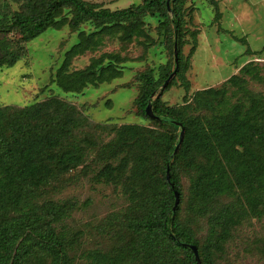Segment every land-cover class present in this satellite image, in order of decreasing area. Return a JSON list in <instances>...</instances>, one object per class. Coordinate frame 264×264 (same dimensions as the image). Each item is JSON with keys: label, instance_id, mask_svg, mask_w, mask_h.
Segmentation results:
<instances>
[{"label": "trees", "instance_id": "trees-1", "mask_svg": "<svg viewBox=\"0 0 264 264\" xmlns=\"http://www.w3.org/2000/svg\"><path fill=\"white\" fill-rule=\"evenodd\" d=\"M208 1L216 10L214 21L219 22L222 18L219 0ZM24 2L21 10L13 13L5 11L6 4L0 8V67L15 65L25 55V43L49 28L69 25L78 30L84 23L91 22L95 29L81 31L79 40L65 52L52 81L66 92H80L90 84L111 81L123 72L119 56L106 53L76 70L71 69L73 59L97 48L103 36L120 32L121 38L128 41H132L133 36L135 39L146 37L142 17L150 11L159 15L161 28L169 31L174 54L177 44L176 75L184 76L187 68L182 53L186 0H171L169 6L167 0H144L116 10L99 8L86 0ZM233 35L246 43L245 37ZM255 53L250 48L245 51L247 55ZM251 66L244 65L240 73L230 77L221 88L209 87L196 93L195 99L204 106L221 105L230 91L233 96L242 93L246 98L245 101L238 98L229 109L210 117L187 116L162 102L161 95L166 89L163 84L174 71L171 63L162 67L158 78L152 72L140 74L144 80L137 99L141 113L148 116L146 107L152 102L159 116L152 119L177 130H182L183 126L184 138L176 153L180 135L173 134L165 140L163 164L156 175L150 176L144 162L135 166V177H149L154 193L153 207L129 223L134 233L142 235L139 245L111 255L95 250L88 254L86 262L78 264H197L190 244L197 246L202 264H214V248L223 251L224 240L217 238V243L201 247L192 230L179 219L180 202L176 210L173 209L175 192H179L180 200L183 196L177 173L180 160L196 171L190 193L201 208L208 210L215 198L240 191L243 207L222 212L223 231L227 232L229 224L236 223L242 214L261 216L264 213L259 207L264 204V96L245 86V75L260 82H264V75L257 64ZM84 123V117L74 105L54 94L21 109L10 105L0 107V264H27L35 251L49 255L50 264H76L69 254L66 233L60 234L55 225L67 216L70 206L54 200L40 202L38 191L60 174L83 163L85 148L83 140L76 138L75 130ZM144 136L136 125H127L118 131V137H135V143ZM117 178L118 169L109 165L97 180L113 182Z\"/></svg>", "mask_w": 264, "mask_h": 264}, {"label": "rangeland", "instance_id": "rangeland-1", "mask_svg": "<svg viewBox=\"0 0 264 264\" xmlns=\"http://www.w3.org/2000/svg\"><path fill=\"white\" fill-rule=\"evenodd\" d=\"M99 8L121 9L144 0H86ZM171 1V0H170ZM24 0H0V8L13 13L21 10ZM222 18L215 22V7L208 0H186L183 59L187 63L184 76L174 75L161 95V100L187 116L210 117L233 106L242 93L232 91L221 105L204 106L195 99L198 91L209 87L221 88L246 65H258L264 75V0H219ZM65 13V12H64ZM71 17V15H69ZM146 37L132 41L121 38V33L103 36L101 44L73 59L71 69H82L106 53L119 56L122 74L98 85L90 84L80 92H66L52 81L65 52L79 40L81 31L95 29V24L84 23L78 30L69 25L61 29L49 28L25 43V55L15 65L0 67V107L14 108L42 102L52 94L74 105L85 123L75 130L83 140V163L59 175L38 191L39 201L54 200L70 206L67 216L56 223L60 234L69 239V254L76 264L86 262L95 250L118 254L124 248L139 245L142 235L134 233L129 223L145 215L153 207L150 178L134 175L138 162H144L150 176L156 175L163 164L165 140L178 137L181 130L170 124H160L139 110V98L144 80L143 72L158 78L163 66L171 63L175 54L169 31L161 28L159 15L150 11L142 17ZM125 23H130L126 21ZM230 31L246 38L236 39ZM250 48L256 52L245 54ZM177 73V72H176ZM245 86L264 96V82L245 75ZM127 125L141 129V140L118 137ZM178 145V144H177ZM176 145V146H177ZM118 169L113 182L98 181L107 166ZM195 172L185 161H178V176L183 187L180 200V221L187 225L200 246L223 239V251L214 248V264H264V213L261 216L242 214L236 223L222 230L225 209H242V196L224 194L210 203L208 210L192 198L190 189ZM264 209V204H260ZM234 218L237 214L232 212ZM209 239H212L209 241ZM141 260V259H140ZM51 258L35 251L27 264H50Z\"/></svg>", "mask_w": 264, "mask_h": 264}, {"label": "water", "instance_id": "water-1", "mask_svg": "<svg viewBox=\"0 0 264 264\" xmlns=\"http://www.w3.org/2000/svg\"><path fill=\"white\" fill-rule=\"evenodd\" d=\"M167 4L168 6L170 5V0H167ZM175 60L176 62H178V47H177V44H175ZM176 70L173 71L170 76L166 79V81L164 82L163 84V87L165 88L170 80L173 78V76L176 74ZM155 93L152 94V96H154ZM146 114L149 116V117H155V118H159V116H157L153 110V106H152V102H149L147 107H146ZM174 123L176 125H182L181 122H178V121H174ZM184 133H185V128L182 126V130H181V133H180V140H179V143L178 145L176 146L175 148V153L178 151L179 147H180V144L182 143L183 141V138H184ZM167 178L170 179V172H169V169L167 171ZM180 202V194L178 191L175 192V204H174V207L173 209L176 210L178 204ZM190 247L191 249L193 250L194 254H195V257H196V260H197V264H202V261H201V258H200V254H199V250L197 248L196 245H193V244H190Z\"/></svg>", "mask_w": 264, "mask_h": 264}, {"label": "crops", "instance_id": "crops-1", "mask_svg": "<svg viewBox=\"0 0 264 264\" xmlns=\"http://www.w3.org/2000/svg\"><path fill=\"white\" fill-rule=\"evenodd\" d=\"M230 32L232 33V35L235 34V31H230ZM233 36H234V35H233Z\"/></svg>", "mask_w": 264, "mask_h": 264}]
</instances>
